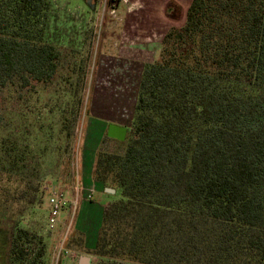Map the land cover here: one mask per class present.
<instances>
[{
    "label": "trees",
    "instance_id": "trees-1",
    "mask_svg": "<svg viewBox=\"0 0 264 264\" xmlns=\"http://www.w3.org/2000/svg\"><path fill=\"white\" fill-rule=\"evenodd\" d=\"M51 5L0 0V92L34 96L57 83L64 53L46 40ZM73 66L72 75L83 70ZM63 91L57 125L70 141L72 187L71 129L83 102L79 83ZM130 130L123 154L101 146L95 156L93 181L122 197L103 212L89 253L96 264H264V0H192L185 24L144 66ZM9 143L0 160L7 181L29 161ZM17 240L24 259L29 234Z\"/></svg>",
    "mask_w": 264,
    "mask_h": 264
},
{
    "label": "rangeland",
    "instance_id": "rangeland-1",
    "mask_svg": "<svg viewBox=\"0 0 264 264\" xmlns=\"http://www.w3.org/2000/svg\"><path fill=\"white\" fill-rule=\"evenodd\" d=\"M112 1L106 0L102 7V3L93 0V10L86 0H52L46 40L64 53L57 83L40 88L34 96L21 94L17 89L0 92V160H4L3 147L12 145L9 142L17 143L29 156L27 164L20 166L25 169L17 172L20 176L13 175L11 181L2 176L6 166L2 169L0 163L2 264H31L39 258L41 250L43 256L37 259L38 264H79L82 256L91 258L92 264L98 262L89 254L95 241L92 248L89 245L95 238L97 210L103 208L93 203L104 205L122 197L119 191L103 196L88 191L87 185H83L88 178L80 169L84 160L92 159L101 146L112 153H124V142L115 146L107 141V145H102L105 132L96 137L95 129L120 122L128 128V133L131 131L143 66L159 58L165 35L171 28L185 24L192 2L127 0L124 4L120 1L111 14ZM75 63L83 67L82 71H76V76L71 74ZM70 76L75 77L71 79L74 85L64 81ZM78 83L83 111L76 109L77 118L71 130L75 158L78 164L82 156V164L80 159L75 186L71 187L66 179L68 155L64 151L70 141L59 140L61 126L57 125L60 116L56 106L57 99L59 106L65 103L63 90L74 91ZM31 110L36 114L29 116ZM50 111L54 114L50 115ZM88 169L86 166L85 171ZM54 197L61 198L64 206L60 223L51 229L50 200ZM83 215L86 217L82 219ZM19 231L29 234L28 243L22 241L29 249L24 259L15 251Z\"/></svg>",
    "mask_w": 264,
    "mask_h": 264
},
{
    "label": "crops",
    "instance_id": "crops-1",
    "mask_svg": "<svg viewBox=\"0 0 264 264\" xmlns=\"http://www.w3.org/2000/svg\"><path fill=\"white\" fill-rule=\"evenodd\" d=\"M95 6V5H94ZM129 58L130 57H128L127 59L129 60ZM144 66H145V64H144ZM144 66H143V69H142V71H141V78H142V74H143V70H144ZM134 69L135 70H137V67L136 66H134ZM140 82H141V80H140ZM140 87V86H139ZM139 92V91H138ZM136 107V106H135ZM133 119V118H132ZM132 122V121H131ZM110 124H116V125H120V126H123V127H126L125 126V124H122V123H120V122H110V123H107L106 125H105V127H104V129L103 128H101V126L98 128V130H97V128L95 129V133H94V135L97 137V135L99 136V133H100V135H101V133H103V132H105V135H107V131H108V127H109V125ZM127 128V127H126ZM95 156H96V153L94 154V157L91 159L90 158V160L89 159H86V160H84V162H83V165L84 166H82V168L80 169V170H82V174L86 177V178H88V182H86V183H84L83 185H87L85 188H87L88 187V191H90V192H93L95 195H107V193L105 192V190H106V188L104 187V184H102V183H98V182H95V181H93V178H92V172H93V168H94V162H95ZM85 157V156H84ZM81 159V164H82V156H80V158H79V160ZM79 160H78V167H79ZM89 160V161H88ZM86 161V162H85ZM89 162H90V165H89ZM92 162V163H91ZM86 166H89V169H88V171L86 172L85 170H86ZM83 172H85V173H83ZM87 173V174H86ZM84 178V177H83ZM73 194H74V192H73ZM92 202V201H91ZM93 204H95V205H97L98 206V208H103L102 210H97L98 211V215H99V217H98V223H97V229H96V231H95V233L93 234L94 236H95V238H92L91 239V241H90V247L92 248V245H94V241H95V245L93 246V249H95V246H96V241H97V236H98V232H99V227L101 226V223H102V217H101V215H103V212H104V210L106 209V207H107V205H109L110 203L108 202V203H106V204H104V205H102L101 203L100 204H98V202L97 203H93ZM84 210H86V208L84 209ZM85 213L86 214H88L86 211H85ZM82 214V213H81ZM86 214H84V215H86ZM82 216V219L84 218V217H86V216ZM91 220L93 221V219L91 218ZM93 227H94V225H93ZM96 227V226H95ZM93 235H92V237H93ZM91 259V258H90ZM80 261V260H79ZM91 264H92V259H91Z\"/></svg>",
    "mask_w": 264,
    "mask_h": 264
},
{
    "label": "built area",
    "instance_id": "built-area-1",
    "mask_svg": "<svg viewBox=\"0 0 264 264\" xmlns=\"http://www.w3.org/2000/svg\"><path fill=\"white\" fill-rule=\"evenodd\" d=\"M94 1L96 2V4L97 2L102 3V7H104V4L106 2V0H94ZM113 1H112V5L114 6V8L111 14L115 13V8H117L120 1L123 2L124 4L128 3L127 0H113ZM50 205H51V211L49 215V225L51 229H55L56 226H58V224L60 223V214L61 211L63 210L62 208L64 206V202L61 198L54 197L50 200Z\"/></svg>",
    "mask_w": 264,
    "mask_h": 264
},
{
    "label": "water",
    "instance_id": "water-1",
    "mask_svg": "<svg viewBox=\"0 0 264 264\" xmlns=\"http://www.w3.org/2000/svg\"><path fill=\"white\" fill-rule=\"evenodd\" d=\"M89 7L94 10V5H91V1L88 2ZM128 135V128L116 125V124H110L107 131V137L119 142H124ZM105 192L107 194H115L116 191L114 189L106 188ZM79 264H91V259L89 257L82 256L80 258Z\"/></svg>",
    "mask_w": 264,
    "mask_h": 264
},
{
    "label": "flooded vegetation",
    "instance_id": "flooded-vegetation-1",
    "mask_svg": "<svg viewBox=\"0 0 264 264\" xmlns=\"http://www.w3.org/2000/svg\"><path fill=\"white\" fill-rule=\"evenodd\" d=\"M91 2H93V0H90ZM89 2V0H86V3H88ZM0 259H1V256H0ZM1 263V262H0ZM2 264V263H1Z\"/></svg>",
    "mask_w": 264,
    "mask_h": 264
}]
</instances>
